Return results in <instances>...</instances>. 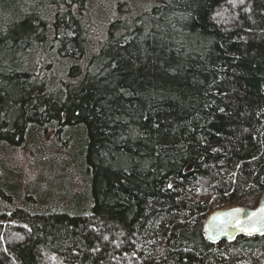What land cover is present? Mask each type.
<instances>
[{"label": "trees", "instance_id": "1", "mask_svg": "<svg viewBox=\"0 0 264 264\" xmlns=\"http://www.w3.org/2000/svg\"><path fill=\"white\" fill-rule=\"evenodd\" d=\"M104 5L0 0V264H264V0Z\"/></svg>", "mask_w": 264, "mask_h": 264}, {"label": "water", "instance_id": "2", "mask_svg": "<svg viewBox=\"0 0 264 264\" xmlns=\"http://www.w3.org/2000/svg\"><path fill=\"white\" fill-rule=\"evenodd\" d=\"M264 230V199L253 209L233 207L213 213L204 226L212 243L232 240L238 234L254 235Z\"/></svg>", "mask_w": 264, "mask_h": 264}, {"label": "rangeland", "instance_id": "3", "mask_svg": "<svg viewBox=\"0 0 264 264\" xmlns=\"http://www.w3.org/2000/svg\"><path fill=\"white\" fill-rule=\"evenodd\" d=\"M108 0H88V2L93 6L94 8V13L95 15L96 14H100L99 11L100 9L103 7V12L106 13V8H107V5H104ZM133 2V0H131ZM52 138H55L54 134H53V131L51 130H48L46 133H45V136H44V140L47 141V142H50ZM56 140V139H55ZM55 143V141L53 142Z\"/></svg>", "mask_w": 264, "mask_h": 264}, {"label": "flooded vegetation", "instance_id": "4", "mask_svg": "<svg viewBox=\"0 0 264 264\" xmlns=\"http://www.w3.org/2000/svg\"><path fill=\"white\" fill-rule=\"evenodd\" d=\"M263 200V199H262Z\"/></svg>", "mask_w": 264, "mask_h": 264}]
</instances>
